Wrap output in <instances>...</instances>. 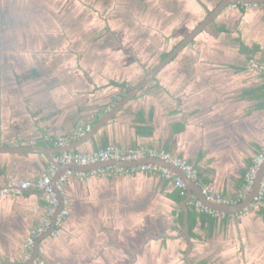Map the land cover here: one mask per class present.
I'll use <instances>...</instances> for the list:
<instances>
[{
    "label": "crops",
    "instance_id": "obj_1",
    "mask_svg": "<svg viewBox=\"0 0 264 264\" xmlns=\"http://www.w3.org/2000/svg\"><path fill=\"white\" fill-rule=\"evenodd\" d=\"M219 1L0 0V146L46 147V136L76 142L124 96L120 86L140 82ZM253 57L264 64V5L231 6L75 151L164 150L198 168L187 194L208 184L237 199L264 146V73L250 67ZM51 166L44 154L0 153V190ZM63 190L70 215L41 242L43 264H187L178 221L187 196L173 181L96 170L72 176ZM45 204L34 188L0 196V264L24 262ZM260 208L264 201L217 217L211 231L198 222L193 263L264 264Z\"/></svg>",
    "mask_w": 264,
    "mask_h": 264
},
{
    "label": "built area",
    "instance_id": "obj_2",
    "mask_svg": "<svg viewBox=\"0 0 264 264\" xmlns=\"http://www.w3.org/2000/svg\"><path fill=\"white\" fill-rule=\"evenodd\" d=\"M248 6V5H244ZM238 7V6H233ZM249 65L252 69L264 73V64L258 62L254 57L250 59ZM92 129V125L80 129L77 137L80 138L84 136L87 132ZM46 144H53L56 147L66 146L68 141L66 138L58 137L53 138L51 136H46L44 138ZM147 159L161 160L164 163L171 164L176 168L185 172L187 177L195 182L199 180V170L188 160L173 156L167 151L146 148L143 146L131 147V148H121L116 145H107L90 153H83L79 151H71L60 154L55 158V160L62 166H90L96 165L104 162H119V163H135L141 162ZM264 163V146L261 148L259 153L254 157L246 172L244 174L243 185L240 189V193L237 199H227L218 193L214 186L212 185H202V193L206 199L210 202L235 205L241 202L250 193L252 187L254 186L258 171L260 170L262 164ZM99 172L110 176L115 172H122L130 175L136 174H157L166 180L173 181L178 187L182 197L187 196V189L183 180L172 170L153 163L140 164L134 167H117L109 166L98 170ZM95 172V171H94ZM58 173V168L54 165L51 166L49 171L43 175L41 178L34 181H19L12 180L6 188L0 190V196L8 195H19L24 191L34 188L38 191L43 192L46 195V204L44 206V217L42 223L32 230L31 234L26 240V255L24 257V262L31 260L35 244L41 236L48 232L52 227V218L57 212L60 206V199L58 196L57 188L61 191L63 197V209L56 216L53 225V231L50 236H57L64 228L69 215V196L64 193L63 186L72 176H77L82 178L86 173L77 172L74 170H68L66 173L59 177L56 186L53 184V177ZM264 201V179L261 183L260 191L255 199V202L261 203ZM198 214L210 215L213 217H221L225 214L219 213L208 206L202 204L198 199H192L189 202ZM41 252V251H40ZM40 255V254H39ZM33 264H43L39 259V256L34 260Z\"/></svg>",
    "mask_w": 264,
    "mask_h": 264
},
{
    "label": "water",
    "instance_id": "obj_3",
    "mask_svg": "<svg viewBox=\"0 0 264 264\" xmlns=\"http://www.w3.org/2000/svg\"><path fill=\"white\" fill-rule=\"evenodd\" d=\"M238 5H264V0H221L220 3L216 6L213 10H208L207 16L204 18L200 24L187 36L184 37L182 42L174 48L172 52L169 53V55L161 60L158 65L151 71L145 72V76L142 78L140 82H138L135 86L130 88L128 92L107 112L96 124L95 126L87 132L84 136L79 138L76 142L72 144H67L66 146L62 147H55V148H48V147H39V146H33V147H9V146H0V153H36V154H44L49 157V160L52 165L56 166L59 169V172L53 177V184L56 186L57 181L59 180V177L66 173L68 170H74L77 172H91L96 171L102 168H106L109 166H117V167H134L140 164H158L161 166H164L172 171H174L184 182L186 186L187 184H191L190 179L187 177L185 172L182 170L176 168L175 166L164 163L161 160L156 159H147L143 160L141 162H135V163H119V162H104L99 163L96 165H90V166H62L60 165L56 160L55 156L57 154H63L66 152H71L78 150L81 146H83L86 142L91 140L92 138L97 135V133L102 130L131 100H133L135 97H137L152 81L156 79V77L159 75V73L172 62V60L180 54L190 43L194 41V39L200 35L209 25H211L226 9L230 8L231 6H238ZM264 179V163L262 164L260 170L258 171L254 186L252 187L250 193L247 195L246 198H244L241 202L235 205H227V204H219L210 202L206 199V197L202 193L201 186H197V191H189L187 194V198L182 203V210L184 213L183 217V232L181 233L180 237L186 238L187 241V247L184 252V260L187 264H194L190 255L193 249V240L190 232L189 227V209L188 204L189 202L194 198V196L204 205L208 206L209 208L223 214H232L237 215L239 213H242L243 211L249 209L252 207L253 203L255 202V199L260 191L261 183ZM58 196L60 199V206L57 210V212L54 214L52 218V227L51 229L46 232L41 238H39L35 244V250L33 253V256L31 260L22 262V263H12L8 262L6 264H33L34 260L39 256L40 254V244L41 242L46 239L50 233L53 231V225L54 221L56 219V216L62 211L63 209V197L61 191L57 188Z\"/></svg>",
    "mask_w": 264,
    "mask_h": 264
},
{
    "label": "trees",
    "instance_id": "obj_4",
    "mask_svg": "<svg viewBox=\"0 0 264 264\" xmlns=\"http://www.w3.org/2000/svg\"><path fill=\"white\" fill-rule=\"evenodd\" d=\"M244 5H238V7H242ZM168 56L167 54H164L161 58V60H163L164 58H166ZM115 85H119V84H115ZM120 86V85H119ZM120 87H125V89H127V91L124 93V95L128 92L129 88L126 86V84L124 83L122 86ZM100 120V118L96 119L94 124H96L98 121ZM141 132V131H140ZM153 132L152 128L145 130L144 133L151 135ZM44 146L49 147V148H53L54 145L53 144H44ZM107 146V145H106ZM200 177H202V175H200ZM203 178V177H202ZM243 185V182H242ZM241 185V187H242ZM180 194V191H179ZM181 202H182V197L178 198ZM188 209H189V227H190V232H191V236L193 237V229L195 228V226L197 225L198 222L201 223V226L204 227L205 229H209L208 231H211L210 228L214 227L215 224L217 223V219L216 217L210 216V215H203V214H198L194 207L190 204H188ZM260 215L264 218V208H260L259 210ZM183 217H184V213L181 212L179 214L178 217V221L181 223V226L183 227Z\"/></svg>",
    "mask_w": 264,
    "mask_h": 264
},
{
    "label": "rangeland",
    "instance_id": "obj_5",
    "mask_svg": "<svg viewBox=\"0 0 264 264\" xmlns=\"http://www.w3.org/2000/svg\"><path fill=\"white\" fill-rule=\"evenodd\" d=\"M106 4H104L107 8L106 9H110L111 7H112V4H110L109 2H105ZM220 3V1L216 4V6L218 5ZM92 4V3H91ZM216 6H215V8H216ZM214 8V9H215ZM213 10V9H212ZM138 83V82H137ZM130 84V83H129ZM136 84H131L130 85V88H132L133 86H135ZM129 88V89H130Z\"/></svg>",
    "mask_w": 264,
    "mask_h": 264
}]
</instances>
